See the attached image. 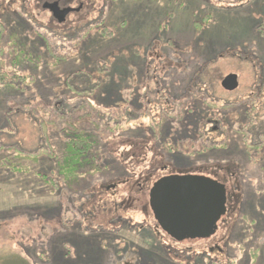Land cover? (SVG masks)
Instances as JSON below:
<instances>
[{
  "label": "rangeland",
  "instance_id": "1",
  "mask_svg": "<svg viewBox=\"0 0 264 264\" xmlns=\"http://www.w3.org/2000/svg\"><path fill=\"white\" fill-rule=\"evenodd\" d=\"M17 1H0L1 42L6 52L15 37L31 60L23 61L19 55L13 56L15 61L7 54L0 56L5 62L1 71L17 76L0 84V145L9 151L0 156V251H8L9 257L14 252L29 264H139L142 258L143 264H264V157L259 154L264 144L246 147L248 137L244 138L242 131L227 130L224 123V150H204L203 156L188 159L189 152L211 144V140L223 142L225 136L216 138L215 132L209 133L212 126L220 128L217 121L203 125L202 138L185 136L178 141L188 129V125L179 124L178 131L169 136L174 139L166 143L144 135L148 123L158 120L160 107L177 116L176 120L181 109H206L211 117L212 113L228 111L219 106L223 99L217 102L216 98H227L220 82L230 72L241 68L238 92L243 99L248 88L260 86L252 67H264V41L259 40L264 37V0H89L83 12L71 15L68 23L94 24L97 11L91 12V7L99 11L105 6V23L111 35L102 37L92 32L78 44V32L65 36L51 24L49 29L43 28L48 15L41 7L36 9L34 0H23V8ZM78 1L87 0H75V4ZM43 40L51 46L50 52ZM241 50H246L243 59L248 58L245 67L231 60L232 51ZM149 58L156 61L150 63L147 76ZM196 68H202L200 76L209 82L207 90H189ZM156 85L161 90L159 95L146 94L156 91ZM212 92L216 104H212ZM107 97L116 103L108 106ZM178 97L183 99L181 103ZM71 99L75 101L69 103ZM85 99L95 104L97 112ZM114 106L123 110L122 115H113ZM80 119L90 122L82 124L88 132H94L92 125L102 128L103 141L98 149L107 159L102 163L109 164L87 181L69 188L54 178L50 186L43 176H56L58 160L47 156L35 163L15 157V151L34 155L52 150L62 159L63 129L67 121ZM259 140L264 143L263 137ZM169 147L177 152L174 166ZM238 153H243L244 161L249 156L255 159L246 163L240 175L228 174L233 202L222 230L220 226L211 241L196 244L176 245L159 235L146 206V191L152 183L173 171L177 175L201 174L181 164L180 159L231 162ZM164 165H169L168 169L163 170ZM124 176L125 183L116 181ZM140 182L142 194L137 192ZM111 183L116 187L109 188ZM123 219L127 222L120 223ZM129 224L136 226L135 230L124 227ZM140 225L152 232L150 241L160 244L162 251L154 248L157 245L139 241ZM136 242L144 248L136 259L131 250L125 261L115 256L119 249L136 246ZM214 245L223 253L216 249L209 252Z\"/></svg>",
  "mask_w": 264,
  "mask_h": 264
},
{
  "label": "flooded vegetation",
  "instance_id": "2",
  "mask_svg": "<svg viewBox=\"0 0 264 264\" xmlns=\"http://www.w3.org/2000/svg\"><path fill=\"white\" fill-rule=\"evenodd\" d=\"M13 1H17V0H13ZM18 1H20L19 4L23 8V5H22V1L23 0H18ZM34 1H35V7H36V9H38V8L41 7V9L43 10V12L48 15V20H47L48 23H47V25L46 24H43L42 25L43 28H45V29L48 28L49 29L50 28V24H51V26L53 25V26H55L56 29H58L59 31H61V32H59V33H61V35H65V36L68 35V32H70V33L71 32H78V33H76V34H78L77 44L79 42L80 43L82 42V39L85 38L84 36L86 34H88L90 36L92 32L98 33L102 37H109L111 35V31L107 28V26H106L107 24L105 23L106 22V18L108 16L107 13H104L105 6H104V9L101 8V9H99V11L95 7H91V9H92L91 12L93 11V9H95V11H97L96 13L94 11V13L96 14V17H97V18H95L96 19V22L94 24L92 23V24H86L84 26H81L82 25L81 23H76V22H74V23H68V19L73 14H75V15L77 14V16H78L80 14V12H83V9L86 7V4L89 3V0H87L85 2L78 1L77 4H75L76 3L75 0H34ZM131 1L134 2L136 0H131ZM31 2H32V0L29 1V3H31ZM46 4H48V5H54V4H56L57 5V7H58V12L56 14L57 17L54 16V14H53L52 11H50L47 8H44V6H46ZM105 5H106V3H105ZM25 9H26V6H25ZM66 10H69V12L67 13V15L62 16L61 13L62 12H65ZM16 14H18L19 16H21L18 12ZM2 17H4V16H2ZM33 19H35V18H33ZM31 27H32V25H31ZM32 29H33V27H32ZM3 31L4 30L2 29V26L0 24V35L1 36H3V34H2ZM259 33L261 34V32H259ZM259 40L264 41V37L263 38H259ZM49 47H51V46L49 45ZM245 52H246V50H241L240 53L239 52L237 53V52L232 51V53H231V60H233V61L235 60L237 62L243 63L244 64V67L247 66L245 64V62L248 61V58L247 59H245V58L243 59V55H244ZM252 55L254 56V54H252ZM0 56H1V50H0ZM245 57H247V56H245ZM163 58L165 59V57H163ZM158 59H159L158 61L161 62L160 61L161 58H158ZM155 61H156V58H154V59H150L149 58V63H148L149 67H148L147 71L145 72V73H147V76H149L150 71H151V64L150 63L151 62L154 63ZM261 61H263V60H261ZM3 65H5V62L0 57V73H4L3 71H1V67ZM208 67L210 68L211 67V64ZM240 69L238 71H235V72L233 71L232 73L230 72V73L227 74V75H229V74H236L238 76V87L235 90H233V91H226V90H224L221 87V84H220V87L222 88V90L224 92H226L227 94H233L231 96H229V95L227 96V94L226 95H223V96L227 97L226 99L219 98V97L216 98L217 99V102L220 101L221 99H223V104L222 105H219V106L220 107H223V109H227L228 108V111L225 110V112L223 114H220L219 113V115H215V113H212L215 117L214 116L213 117L210 116V119H208L206 121V123H205V124H207L208 122L217 121L219 123V127L220 128L217 129L215 126H212V128L209 130V133H211V132L214 133L215 132L216 133V135H215L216 138H219V137L221 138V137H224L225 136V139L223 140V142L220 141L219 143H215L216 142L215 139H214V141H212L209 138V140H211L212 143L211 144L210 143H206V146L203 145L202 148H201V150H209V149H212V150L215 149V151H217V150H219V151L224 150V148L226 147V143H227V141H226V131L227 130H230L232 132L234 131L236 133H238V131H242L245 134L244 138H247L248 137L246 147H248L249 145L256 146V147H261V145L264 144V143H262L259 140V138H262V137L264 139V125L261 124V122L264 121V67H262V66L259 67L256 64L254 65V67H252V72L254 71L256 78L259 80L260 86L258 85V86H254V87L248 88V93H247L248 95H247V98L246 99H243L242 98L243 95L242 94L240 95L239 94L240 92H238L240 90V88H239V79H240V71H241ZM250 70H251V68H250ZM176 75L178 76V74H176ZM227 75H225L224 77H226ZM224 77H222L221 82L224 79ZM190 88L191 89H189V90L194 91L196 89L197 90H199V89L200 90H203V89H206L207 90V88H209V87L207 86V88L206 87L205 88L204 87L201 88V87L191 86ZM155 90L157 92L154 91V90H152V91H150V92H148L146 94H151V93H154L155 92L156 95L157 94L159 95V93L161 92V90H160V87L158 85H156ZM90 91H91V93H93L92 90H90ZM212 93L213 94L210 95V97L212 98V102H213L212 104H216L213 101L214 100V93L215 92H212ZM157 97H156V100H157L156 103L158 104V107H160ZM195 97H199V96L196 95ZM144 110L148 111V109H145V108H144ZM164 110H165L164 108H161L160 107V113L158 115V120H153L155 123L160 121L159 120L160 115L161 114H164V112H163ZM154 119H156V118H154ZM243 119H245L247 122L248 121L249 122L248 123L247 122L246 123H242V120ZM224 123H226V126L228 128L227 130L224 129V126H223ZM202 137H204V136H202ZM0 146H4V145H0ZM206 152L207 151H202L201 153H199V152L197 153L196 152L193 155H188V159L190 158V156L192 157V156H194L196 154L199 155V157H201ZM247 152H248L247 149H244L243 150V153H247ZM243 153H238V154L234 155L232 157V159H231V162H226V160H224V161L209 160V161H203L201 163H197L196 162L197 160H202V159L198 158V159H196L194 161H190V160L184 161V158L183 159H180V163L181 164H184V166L185 165H190L191 168L194 167L195 169H198L201 172V174L200 175H197V176H203V177L212 179L214 181H217L218 183H220L221 185H223L225 187L226 191H227V196H226V212H225V215L218 222L217 231L215 232V234L212 237H210L209 239L203 240L204 242L211 241V239L213 237H215V235L219 232L220 226H221V230H222V226L223 225H226L225 223L227 222V216H228V214L230 212V209H231V206H232V202H233V192L231 191V188L229 186L230 180L227 179L228 174L230 176H238V175H240L241 172H242V170L247 168L246 165L248 163L253 162L252 159H255L254 156H249L250 158L247 161H244V157L242 155ZM259 154L263 155V157H264V151H260ZM237 159L240 160V163L239 164H237L238 163L236 161ZM212 161H215V162H212ZM225 162H226V164H224ZM168 167H169V165L168 166L167 165H164V166H162V169L163 170H166V169H168ZM190 167H181V168L182 169H185V170H188V169H190ZM235 168L238 171L234 172L233 170H236ZM172 173L170 172L168 174L159 176L158 179H160L162 177H165V176H169V175H175V174H172ZM178 175H189V174H178ZM190 175H192V174H190ZM208 175H211L214 178L211 177V176L208 177ZM117 180L119 182H121V183H125L126 176L121 177V178H118V179H116V181ZM155 182L152 183L151 187L153 186V184ZM116 185L117 184H112L111 183V184H109L108 187L109 188H113V187H116ZM137 185H138L137 192H139L140 194H142V192H143L142 191V189H143L142 188V183L141 182L139 184L137 183ZM108 187L106 189H109ZM151 187H149L148 191H146L147 192L146 193V196H148L147 205L146 206L148 208H149V191H150ZM112 208H114L115 211L119 212V208L118 207L114 206ZM148 208H147L148 214L151 213L152 218H154L153 217V214H152V212L150 210V208L149 209ZM126 222H127V220L123 219L122 223H126ZM121 225H120V227H122ZM124 227H130V229H134L135 230V227L136 226H131V224H129L128 226L125 225ZM145 227H146L145 225L138 226L137 233L139 235H138L137 238L139 239V241H141L143 244L149 245L151 247L154 246V245H157L154 248H157L158 247L162 251L163 250V247L160 244L159 245L158 244H154L153 245V242L150 241V239L153 236L152 235V232L149 231V229L148 230L146 229L144 231V228ZM148 228H150V227H148ZM155 229H156V231H157V233L159 235L161 234L163 237H167L169 240H171V242L176 243V245L177 244H183V243L190 244V243H188L186 241L185 242H178V241L172 239L164 231H162L160 229V227H158L156 221H155ZM145 233H148L149 235H146V236L143 235ZM227 236H228V238H230V233L228 231H227ZM154 239H155V237H154ZM134 244L136 246L131 247L132 245H127L126 247H123L122 248L123 250L122 249L121 250L119 249L116 253L118 254L119 252H121V253L127 254L128 251L131 250V253L130 254H133L134 253L135 254V259H136L139 254H143L144 253L143 250H142L144 248H142V246L140 244H138L137 242L134 243ZM193 244H196V243H193ZM130 247H131V249H130ZM214 249H216L217 252H219V253H223V251H224L222 248L218 247L217 245H214L212 248L209 249V252H212ZM125 260H126V258H124V261Z\"/></svg>",
  "mask_w": 264,
  "mask_h": 264
},
{
  "label": "trees",
  "instance_id": "3",
  "mask_svg": "<svg viewBox=\"0 0 264 264\" xmlns=\"http://www.w3.org/2000/svg\"><path fill=\"white\" fill-rule=\"evenodd\" d=\"M2 38L3 36L0 35V50H1V56L4 54H7L9 56V59L15 61L13 58L14 55H19V57H23V61H26L27 59L31 60L30 56H28L20 47V45L17 43L15 37H12L11 44L8 46L7 51L5 52L3 44H2ZM44 46L46 47L47 51L50 52V47L48 43H46L45 40H43ZM53 56V55H51ZM50 56V57H51ZM55 57V56H54ZM38 60V58H37ZM20 65V64H19ZM202 68H196V75L193 80V83L191 86L195 87H207L208 81L206 79L201 80L202 77L200 76V71ZM13 78L14 80L17 78V76H13L11 73L8 71L4 73H0V84H6L8 81ZM12 79V80H13ZM13 84L11 83L8 87L11 88ZM7 88V86H6ZM13 88V87H12ZM85 93V92H84ZM200 96V95H197ZM181 99L178 97V103H181ZM75 100L71 99L69 103L74 102ZM86 104L94 110V113L97 112V107H95L91 101H88V99H85ZM105 101H108L109 104L108 106H112V103H116V101L110 103V98H106ZM183 101V99H182ZM115 107L116 112L113 115H119L123 112V110H119V107ZM106 109H109L107 106L105 107ZM223 108V107H221ZM135 109V108H134ZM138 110V109H137ZM136 110V111H137ZM145 111V110H144ZM210 112H208L206 109H200V108H191V109H181L179 112L180 116L176 120L177 116H174L172 113L167 114L164 112V114L160 115L159 122L154 123L153 121L148 123V133H145L144 135L146 137H153L160 142L162 141L163 143H166V141H170V139H174L173 137L170 138L169 136L172 134L171 132L173 131H178V128L181 126L188 127L187 132L179 138L178 141L184 140L185 136H188L192 139L195 138V135L199 138L202 136V130H203V125L206 123L208 119H210ZM145 114V113H144ZM146 115V114H145ZM88 117V116H87ZM92 117V116H91ZM169 119V120H168ZM190 121V123H189ZM88 123L89 125L90 122L86 120L76 121L74 122L73 120L67 121V128L63 129L64 130V150H63V156L62 159H58L57 154H55L54 151L49 150H40L36 154L31 155V154H26L23 152L15 151V157L18 159L26 160V161H31L38 163L41 161L44 157L50 156L52 160L57 161L58 160V168H57V173L55 172L56 176H50V178L47 175H44L43 178H45V183L52 186L54 178L59 180L58 178L61 179L64 184L72 188L74 185L76 186L80 181H87L88 178H90L92 175L94 176L97 171H100L101 168L109 167V164L107 162H102L106 159L105 154L99 153L100 150L99 145L102 144L103 138H102V132H100V125H92L94 128V132H88L87 130H84L82 128V124ZM197 123V124H196ZM174 124H177L174 126ZM179 124V126H178ZM196 124V125H195ZM119 126V125H118ZM119 128V127H117ZM124 129V128H121ZM137 131L140 130L139 128L136 129ZM103 131V130H102ZM111 131V130H109ZM195 141V140H193ZM206 146V144H205ZM171 149V160H172V165L174 166L175 164L173 163L175 160V153L177 152L174 151L173 147H169ZM173 148V149H172ZM168 149V148H167ZM204 150H197V151H191L188 154L193 155L196 152L201 153ZM9 151L5 146H0V156L3 154H7ZM60 160V162H59ZM98 161V162H97ZM4 164H7V160L3 162ZM8 165V164H7ZM5 165V166H7ZM104 165V166H103ZM106 165V166H105ZM172 173V172H171ZM129 201V200H128ZM148 208V207H147ZM149 209V208H148ZM122 223V222H120ZM9 253L8 251L1 250L0 251V264H29L28 262L25 261V259L21 258L20 256H16V253L11 252L12 255L6 256V254ZM125 253L119 252L118 254L116 253V257L122 261L125 258ZM9 258H6V257ZM14 256V257H13ZM4 257V258H3ZM139 264H143L142 262L144 259H140ZM152 264V263H151Z\"/></svg>",
  "mask_w": 264,
  "mask_h": 264
},
{
  "label": "water",
  "instance_id": "4",
  "mask_svg": "<svg viewBox=\"0 0 264 264\" xmlns=\"http://www.w3.org/2000/svg\"><path fill=\"white\" fill-rule=\"evenodd\" d=\"M57 17L56 4L44 6ZM69 10L62 12L65 16ZM226 91L238 87V76L221 82ZM227 191L212 179L197 175H169L158 179L149 191V208L158 227L178 242L207 240L217 231L226 212Z\"/></svg>",
  "mask_w": 264,
  "mask_h": 264
}]
</instances>
